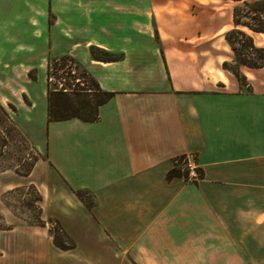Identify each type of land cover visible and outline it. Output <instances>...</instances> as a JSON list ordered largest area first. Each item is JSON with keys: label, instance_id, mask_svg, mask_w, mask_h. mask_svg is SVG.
I'll return each instance as SVG.
<instances>
[{"label": "crops", "instance_id": "0c3cea01", "mask_svg": "<svg viewBox=\"0 0 264 264\" xmlns=\"http://www.w3.org/2000/svg\"><path fill=\"white\" fill-rule=\"evenodd\" d=\"M158 1L0 0V82L44 60L3 92L26 108L42 154L27 179L1 177L0 195L34 184L43 218L74 243L7 215L0 264H264V64L244 71L250 88L228 89L224 54L198 51L206 35L180 36L179 5ZM229 24L214 28V46ZM93 45L119 56L97 58ZM48 53L72 56L113 92L96 119H49ZM188 153L198 181L171 173Z\"/></svg>", "mask_w": 264, "mask_h": 264}, {"label": "rangeland", "instance_id": "374dc122", "mask_svg": "<svg viewBox=\"0 0 264 264\" xmlns=\"http://www.w3.org/2000/svg\"><path fill=\"white\" fill-rule=\"evenodd\" d=\"M168 2L171 0H159L158 2ZM257 0H173L179 5V32L180 36L187 35V31L191 27H195L196 34H204L206 36L197 38L195 41L196 49L206 50L210 55L222 53L225 59L222 62H217L219 66H223V61H228L227 73V88L231 90L248 89L251 87L250 80L245 74V70H252L258 67H249L240 65L242 75L236 76L234 70H237L239 61L235 59L234 50L225 38L227 31L235 27L234 10L239 7L238 18L242 22H250L258 25V15L255 11L262 8L264 4H259ZM194 12L196 17L189 18L191 12ZM190 12V13H189ZM195 19V20H194ZM228 19L231 24L228 25L225 31L220 35L215 36L217 41L215 46L211 37L214 34V28ZM249 33H253L260 38L261 33L248 30L247 27L241 26ZM222 35V38L219 37ZM236 40V46L241 57H247L250 61L259 56V52L246 45L247 39L240 38ZM244 41V42H243ZM179 44L178 46H185ZM227 46L228 50H224ZM49 57L45 58V67L48 73V84L54 87H71L82 89L79 94H70L69 102L73 107L79 108L82 113L92 114L95 110L96 103L99 99L97 87L90 78L89 72L77 60L71 56H54L48 53ZM43 55L37 56L35 66L26 70L24 65H21L19 73L14 77H5L6 82H0V102L8 111L6 115L0 109V180L4 175H13L21 179H27V175L32 170L36 160L40 158L41 152L30 138L22 119L25 117L26 108L19 106L14 97L5 95L3 92L13 91L21 85L19 81L24 80V72L27 71L28 79L35 78L39 71V65L43 64ZM66 56V57H65ZM214 59V58H213ZM216 65L213 63L209 70L212 74L216 73ZM222 79L226 76L221 73ZM223 88V87H222ZM11 92H9L10 94ZM25 102H28V97H25ZM25 107L26 104L24 103ZM29 183V182H23ZM42 194L34 184L20 185L16 188L6 190L0 195V225H6L7 215H16L19 218L36 221L38 224H48L52 229L53 238L57 235L58 239L65 243L71 244L69 235L61 229L59 222L54 219L43 218Z\"/></svg>", "mask_w": 264, "mask_h": 264}, {"label": "trees", "instance_id": "16d2710c", "mask_svg": "<svg viewBox=\"0 0 264 264\" xmlns=\"http://www.w3.org/2000/svg\"><path fill=\"white\" fill-rule=\"evenodd\" d=\"M256 2H258L259 4H262V5L264 4V0H257ZM255 12L258 15V20H259L258 25H254L250 22H242L238 18L239 7L238 6L235 7V10H234L235 27L230 29L229 31H227V33L225 34L227 41L229 42L232 49L234 50L235 59L239 61V66H238L237 70H234V73L236 76L243 74V73H241L240 65H247L249 67H260L264 64V46H257L255 44L253 36L248 31L241 28V26H247V29L249 27L248 30H250V31L251 30L264 31V6L262 8H259ZM240 38L247 39L246 45H248L249 47H251L252 49H255L256 51H258L260 53L259 56L255 59V61L254 60L250 61L247 57H245V56L241 57L240 56V53L238 52V48L236 46V40L240 41L239 40ZM91 51L95 57L101 58V59H106V60L112 59V58H117L119 56V54L113 53L107 49H104V48H101V47H98L95 45L92 46ZM71 58H73V57L71 56ZM227 65H228V61L225 60L223 62V67L225 69H229ZM244 76H246V75H244ZM90 78L94 82V84L96 85L97 92L99 95V99L96 103L94 112L92 114L82 113L79 110V108L73 107L69 102V95L70 94H79V92H83V91H81L83 88L82 89L71 88V87L69 88V87H65V86L52 88L48 84L49 119H64V118H69L72 116H79V117L86 119V120L96 119L98 116V106L101 103L105 102L107 99H109L111 97V95L113 94V92L103 90L100 87L99 82L93 76L90 75ZM0 109L6 115H8V111L6 110L5 106L1 102H0ZM176 172L180 173V170L174 169L171 173H176ZM61 229H63V228L61 227ZM54 241L57 245L61 246L62 248H68V247H72L74 245L73 241L71 242V244L65 245V243L61 242L58 239L57 235H54Z\"/></svg>", "mask_w": 264, "mask_h": 264}, {"label": "built area", "instance_id": "2783aa9c", "mask_svg": "<svg viewBox=\"0 0 264 264\" xmlns=\"http://www.w3.org/2000/svg\"><path fill=\"white\" fill-rule=\"evenodd\" d=\"M180 173L191 181H198L202 177L201 167L195 153L181 155L175 159Z\"/></svg>", "mask_w": 264, "mask_h": 264}]
</instances>
